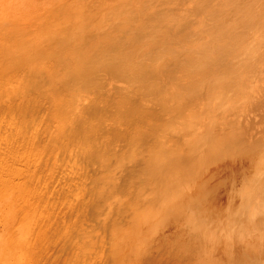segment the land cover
Listing matches in <instances>:
<instances>
[{"label":"rangeland","instance_id":"1","mask_svg":"<svg viewBox=\"0 0 264 264\" xmlns=\"http://www.w3.org/2000/svg\"><path fill=\"white\" fill-rule=\"evenodd\" d=\"M263 1L0 0V264H264V177L205 155L264 135ZM173 177L214 192L154 227Z\"/></svg>","mask_w":264,"mask_h":264},{"label":"bare ground","instance_id":"2","mask_svg":"<svg viewBox=\"0 0 264 264\" xmlns=\"http://www.w3.org/2000/svg\"><path fill=\"white\" fill-rule=\"evenodd\" d=\"M264 7V1L263 2H260V5H259V7ZM263 9V8H262ZM263 12V11H262ZM260 13V11H259V13L258 14H256V16H254V18H257V16H259V14H260V19L258 20V21H256V20H253L254 22H252V21H247V20H244V21H246V22H244L245 24H246V28L247 29H249V32H250V29H251V27L250 26H253V28H254V25H255V23L257 24L256 26H255V30H256V28L257 29H259L261 26L262 27H264V13ZM231 20V19H230ZM252 20V19H251ZM239 21H242V20H239ZM241 23V22H240ZM253 23H254V25H253ZM216 25V24H215ZM260 26L259 28L257 27V26ZM261 29V28H260ZM257 31V30H256ZM213 32H215L214 30H213ZM220 32V31H219ZM223 32V31H222ZM226 32H228V31H226ZM225 32V33H226ZM248 32V33H249ZM255 33H257V32H253V35L255 34ZM251 35V34H250ZM246 36H248L247 35V31H244L243 32V34L242 35H238L237 37H235V38H233L234 39V42L233 43H235V46L237 47V48H244V46L242 47L241 45H242V43L244 42V39H245V37ZM239 37H242L243 38V40L242 39H240L239 40ZM252 37V36H251ZM225 39V38H224ZM231 40V39H230ZM215 41V40H214ZM232 43V44H233ZM226 45V44H225ZM259 45V44H258ZM229 46V45H228ZM255 46V45H254ZM213 47V49H215V51H216V48H217V45L215 44V46H212ZM225 47V46H224ZM256 48V47H255ZM225 49V48H224ZM241 53V52H240ZM244 54V53H243ZM262 55V54H261ZM222 56V55H221ZM242 57L240 56V59H241ZM244 59V58H243ZM232 60V59H231ZM236 61L238 62V57H237V59H236ZM240 62H243V61H241L240 60ZM239 62V63H240ZM258 62V61H257ZM238 63V64H239ZM241 64V63H240ZM243 64V63H242ZM233 66V65H232ZM224 67V66H223ZM231 66H229V68H230ZM247 67V66H246ZM227 68V67H226ZM237 68V67H236ZM234 69V68H233ZM244 69V68H243ZM231 72V71H230ZM235 72V71H234ZM238 72V71H237ZM246 72V71H245ZM255 99V98H254ZM254 104V103H253ZM263 104V103H262ZM263 107V106H262ZM263 117V116H262ZM253 118V117H252ZM262 120V119H261ZM260 120V121H261ZM251 122V121H250ZM212 123V122H211ZM247 123H248V121H247ZM252 123V122H251ZM229 124H231V123H229ZM244 123H242V125H243ZM235 125V124H234ZM233 125V126H234ZM238 124H236L235 126H237ZM240 125H241V123H240ZM250 125V124H249ZM249 125H247V126H249ZM252 125V124H251ZM255 125V124H254ZM234 126V127H235ZM246 126V127H247ZM222 127V126H221ZM229 127V126H228ZM230 127H231V125H230ZM216 128V127H215ZM225 128V127H224ZM223 128V129H224ZM236 128V127H235ZM234 128V129H235ZM241 128H242V126H241ZM244 128V127H243ZM256 128V127H255ZM229 129V128H228ZM234 129H231V130H228L227 131V128H226V131H227V133L222 137V138H218L217 136H215L214 134H215V132H214V129H213V127H211L209 130H210V132H209V144H208V151H209V154L207 153V154H205V155H209V159H211L212 157L210 156L211 154H213V153H217L218 152V154L220 153V151H224L223 149H231V148H233V149H237V150H239V152H241V153H245L246 152V154H248L247 153V151H249V154H250V156H251V159L249 160L250 161V164H249V161L247 162L248 164H249V168H251V171L252 170H254V173H255V175H254V177L257 175V177H258V179L261 177H264V151H262V149H259V147H260V142H261V140H260V137L261 136H264V135H261L260 137L258 136V138H255V140L252 138V139H249V140H247L246 139V137L242 134V133H240V131L238 132V131H236V130H234ZM237 129V128H236ZM250 129V128H249ZM241 130V129H240ZM244 129H242V132H244L243 131ZM216 131H218V130H216ZM250 131V130H249ZM224 132V131H223ZM248 132V131H247ZM225 133V132H224ZM223 133V134H224ZM260 134V133H259ZM250 135V134H249ZM252 135V134H251ZM261 138H263V137H261ZM204 141H205V139H203ZM198 143L196 142V145H197ZM257 144V145H256ZM205 146V145H204ZM200 146H199V144L197 145V146H195L194 148H193V150L195 151V149H198ZM206 147H207V145H206ZM205 147V148H206ZM254 149H257L256 151H255V154L254 153H252L253 152V150ZM226 151H228V150H226ZM230 151H232V150H230ZM206 153V152H205ZM225 153V152H224ZM235 153V152H234ZM222 152L219 154V155H221L222 156ZM240 154V153H239ZM245 154V155H246ZM225 155V154H224ZM228 155H230L229 153H228ZM237 155V154H236ZM212 156H216L215 154H213ZM249 156V157H250ZM207 156H205L204 158L207 160V158H206ZM219 157V156H218ZM201 158V157H200ZM177 159L178 160H173L170 164H166L165 165V171L168 173V174H175V175H179L178 176V178H180L181 176V174L183 173V174H189V172L192 170V169H194V167L195 166H197V165H200V164H202V161H200V160H198L197 158L196 159H192V158H189L188 160H186V161H182V160H180L179 159V157H177ZM213 162H215V161H213ZM225 163V162H224ZM233 163V162H232ZM234 166V165H233ZM247 166V165H246ZM202 167V166H201ZM205 167V166H204ZM202 171V170H201ZM204 171V170H203ZM200 172V171H199ZM205 172V171H204ZM195 173V172H194ZM206 173V172H205ZM208 174V173H207ZM245 174H247V173H245ZM198 175V174H197ZM171 176V175H170ZM188 176V175H187ZM223 176V175H222ZM172 177V176H171ZM233 177V176H232ZM252 177V176H251ZM164 178V177H163ZM174 178V177H173ZM169 179V178H167V180L166 179H163V180H165L163 183H164V187H163V190H164V193L162 194V192H161V195H164V198H163V196H162V198H163V202H162V205H161V208H160V210L154 215V217H152L153 218V220L151 221L152 222V226H154V227H156V226H161V225H163V224H165V223H167V221L170 219V220H174V219H176V218H178L179 219V217H180V215H183L182 214V212L184 213V211H185V209H186V211H187V209L191 212V211H193L191 214H193V217H197L198 215H200L201 213H202V209H201V204H202V202L205 200V198L209 195H211V193H212V191L214 190L213 189V185H210V182H208V181H206L207 180V178L206 179H202V180H200V182H198V183H196V185H194L193 186V188L192 189H189L190 187L187 185V187L185 186L186 185V183H184L185 185H183V183H181L180 182V180L178 181L176 178H174V179ZM199 178V177H198ZM200 178H202L201 176H200ZM226 178V177H225ZM246 178V177H245ZM193 179H194V177H193ZM209 179V178H208ZM234 179V178H233ZM195 180V182H196V179H194ZM224 180V179H223ZM263 180H264V178H263ZM184 181V180H183ZM186 181V180H185ZM188 182V181H187ZM194 183V182H193ZM222 184V183H221ZM193 185V184H192ZM223 185V184H222ZM191 186V185H190ZM186 187V188H185ZM188 188V189H187ZM232 191V190H231ZM214 192V191H213ZM209 193V194H208ZM215 194V193H214ZM213 197V196H212ZM264 199V198H263ZM262 199V200H263ZM264 202V201H263ZM212 204V203H211ZM263 206V205H262ZM210 207V206H209ZM264 208V207H263ZM232 209V208H231ZM188 211V212H189ZM153 212V211H152ZM151 212V213H152ZM155 212V211H154ZM221 212V211H220ZM236 212V211H235ZM234 213V212H233ZM238 213V212H237ZM240 213H241V211H240ZM244 213V212H243ZM191 214H189L190 215V217H191ZM222 214V213H221ZM263 214H264V212H263ZM231 215V214H230ZM235 215V214H234ZM145 216H147V215H145ZM212 216V215H211ZM219 216V215H218ZM235 216H238V215H235ZM235 216H234V219H235ZM249 216V215H248ZM261 216V215H260ZM144 217V216H143ZM189 217V218H190ZM193 217H191L192 219H193ZM220 217V216H219ZM222 217V216H221ZM220 217V218H221ZM233 217V216H232ZM245 217H246V215H245ZM263 217H264V215H263ZM146 218V217H145ZM151 218V217H150ZM151 218V219H152ZM214 218V217H213ZM240 218V217H239ZM244 218V217H243ZM243 218H240V219H243ZM233 219V218H232ZM233 219V220H234ZM238 219V218H237ZM247 220V219H246ZM252 220V219H251ZM263 220H264V218H263ZM148 221V220H147ZM196 221V220H195ZM194 221V223H193V225L196 223ZM236 221V220H235ZM254 221V220H253ZM143 222V221H142ZM214 222V221H213ZM213 222L212 223H210V224H208V226H206V228L207 227H209V229H207V230H209V231H211V229H212V224H213ZM245 222V221H244ZM141 223V222H140ZM232 223V222H231ZM239 222H237V224H238ZM247 223V222H246ZM249 224L251 223L250 221L248 222ZM255 223V222H254ZM147 224V223H146ZM149 224V223H148ZM203 224V223H202ZM230 224V223H229ZM228 224V225H229ZM235 224H236V222H235ZM244 224V223H243ZM259 224V223H258ZM261 224H263L262 222H261ZM260 224V225H261ZM196 225H197V223H196ZM201 225V224H200ZM238 225H240V224H238ZM202 226V225H201ZM242 226V225H241ZM245 226V225H244ZM250 226H252V225H250ZM250 226H248V228L250 227ZM256 227H257V225H255ZM144 227V226H143ZM229 227V226H228ZM227 227V228H228ZM235 227V226H234ZM233 227V228H234ZM259 227V226H258ZM257 227V228H258ZM260 227H262V226H260ZM238 228H240V229H242L240 226L238 227ZM253 228V227H252ZM145 229V228H144ZM229 229V228H228ZM250 229H251V227H250ZM147 230V229H146ZM244 230H247V229H244ZM249 230V229H248ZM252 231H253V229H251ZM257 230V229H256ZM261 230V229H260ZM148 231V230H147ZM238 232H239V230H237ZM250 231V230H249ZM252 231H250V232H252ZM262 231V230H261ZM260 231V232H261ZM149 232V231H148ZM147 232V233H148ZM216 232V231H215ZM242 232V231H241ZM248 232V231H247ZM143 233V232H142ZM204 233V232H203ZM253 233V232H252ZM255 233V232H254ZM234 234V233H233ZM243 234H245V232L243 231ZM243 234H241V235H243ZM264 234V233H263ZM262 234V235H263ZM148 235V234H147ZM146 235V236H147ZM201 235V234H200ZM145 236V235H144ZM143 235L141 236L142 237V241H143V237H144ZM210 236V235H209ZM237 236V235H236ZM252 236V238H253V235H251ZM250 236V237H251ZM257 236V235H256ZM239 237V236H238ZM200 238V237H199ZM217 238V237H216ZM236 238V237H235ZM251 238V239H252ZM205 239H206V237H205ZM240 239V238H239ZM257 239H258V236H257ZM256 239V240H257ZM137 240V239H136ZM139 240H140V238H139ZM241 240V239H240ZM242 240H246V239H242ZM241 240V241H242ZM138 241V240H137ZM248 241V240H247ZM258 241V240H257ZM141 242V241H140ZM139 242V243H140ZM205 242V241H204ZM256 242V241H255ZM261 242H262V240H261ZM142 243V242H141ZM209 243H211V242H209ZM247 243V242H246ZM249 243V242H248ZM263 243L264 242H262V245H263ZM143 244V243H142ZM243 244V243H242ZM251 243H249V245H250ZM246 245V244H245ZM256 245V244H255ZM240 246V245H239ZM141 247V246H140ZM139 247V248H140ZM246 247V246H245ZM252 247V246H251ZM257 247V246H256ZM250 248V247H249ZM260 248V247H259ZM258 250V249H257ZM192 251V250H191ZM194 251V250H193ZM246 252V251H245ZM225 253V252H224ZM257 253V252H256ZM259 255V254H258ZM260 256V255H259ZM220 257V256H219ZM258 259V258H257ZM219 260V259H218ZM248 261V260H247ZM249 262V261H248ZM257 262V261H256ZM246 264V263H245Z\"/></svg>","mask_w":264,"mask_h":264}]
</instances>
